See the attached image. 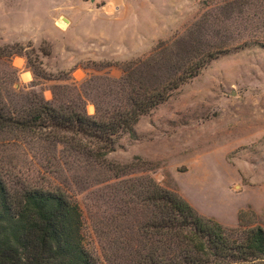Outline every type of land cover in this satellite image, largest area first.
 <instances>
[{
    "label": "rangeland",
    "instance_id": "1",
    "mask_svg": "<svg viewBox=\"0 0 264 264\" xmlns=\"http://www.w3.org/2000/svg\"><path fill=\"white\" fill-rule=\"evenodd\" d=\"M177 39L183 65L207 49L222 52L142 115L134 136L117 137L105 158L134 162L120 178L149 176L224 227L264 229V0H0V48L22 46L0 58V75L13 69L18 91L47 101L55 85L75 87L90 115L103 78L120 77L124 65ZM146 72L155 85L170 70ZM91 77L100 78L98 90L85 88ZM26 161L18 162L24 170ZM99 173L90 170L91 186L68 192L81 209L84 248L110 264L95 217L116 215L119 204L105 203L116 192L94 183ZM38 176L24 172L23 183L61 181Z\"/></svg>",
    "mask_w": 264,
    "mask_h": 264
},
{
    "label": "trees",
    "instance_id": "2",
    "mask_svg": "<svg viewBox=\"0 0 264 264\" xmlns=\"http://www.w3.org/2000/svg\"><path fill=\"white\" fill-rule=\"evenodd\" d=\"M178 43H160L146 59L124 65L120 77L103 78L100 93L90 98L93 115L86 112V94L75 87L55 85L47 101L18 91L9 76L13 69L0 75V264H100L82 244L81 209L68 192L69 185L91 186L87 173L96 169L103 177L94 183L107 182L116 192L105 203L119 204L116 215L95 217L94 230L110 264H264L263 228L224 227L149 176L120 178L134 162L105 158L117 137L134 136L142 115L222 52L207 49L183 65L174 52ZM21 48L6 45L0 58ZM158 57L165 63L156 62ZM162 66L170 73L150 84L146 71ZM98 79H87L85 88L98 90L93 84ZM24 159L25 170L18 163ZM27 171L61 181L25 184Z\"/></svg>",
    "mask_w": 264,
    "mask_h": 264
}]
</instances>
